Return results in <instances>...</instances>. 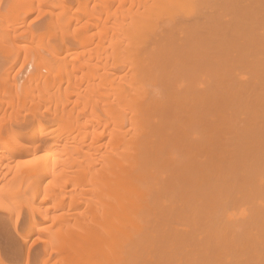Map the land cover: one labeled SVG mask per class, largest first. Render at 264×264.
Masks as SVG:
<instances>
[{
  "label": "bare ground",
  "instance_id": "obj_1",
  "mask_svg": "<svg viewBox=\"0 0 264 264\" xmlns=\"http://www.w3.org/2000/svg\"><path fill=\"white\" fill-rule=\"evenodd\" d=\"M72 3L1 4L0 230L25 208L35 264H264V0Z\"/></svg>",
  "mask_w": 264,
  "mask_h": 264
},
{
  "label": "rangeland",
  "instance_id": "obj_2",
  "mask_svg": "<svg viewBox=\"0 0 264 264\" xmlns=\"http://www.w3.org/2000/svg\"><path fill=\"white\" fill-rule=\"evenodd\" d=\"M1 1V3H0V10H1V8L3 9L4 8V6L3 5H6V3H7V0H0ZM4 3H3V2ZM79 0H72V7H73V12H74V9H75V11H77V2H78ZM86 1H89V0H82V2H86ZM63 2V1H62ZM81 2V0H80V3H82ZM1 4H3L2 6H1ZM94 5V3L93 2H90L89 3V5H88V7H87V9L88 10H90L92 7H93V5ZM75 6V7H74ZM80 11H81V9H80ZM80 11H78V12H80ZM34 11H32L31 13H32V16H31V14L29 13V16L27 17V21L25 20V23H24V25H23V27H21V28H23L22 30H21V28L19 29L20 31L17 33V34H20V33H23L24 32V37H27V36H29L30 35V32H32V33H36L37 31H38V29L42 26V23L44 22V20H45V17L42 15L41 17L39 16V14H37L36 12L35 13H33ZM57 13H58V11H57ZM36 14V15H35ZM81 14H82V12H81ZM81 14H79V15H81ZM77 15H78V13H77ZM94 15V14H93ZM97 15V14H96ZM96 15H94V17H98V16H96ZM38 16V17H37ZM35 17H36V19H35ZM39 17L41 18V19H39ZM44 18V19H43ZM34 19V20H33ZM38 22H37V21ZM35 21H36V23H35ZM38 23V24H37ZM32 24V25H31ZM36 24V25H35ZM31 26V27H30ZM36 26V27H35ZM38 26V27H37ZM27 27H29V30H28V28ZM33 27H34V29H33ZM27 28V29H26ZM31 28V29H30ZM32 29H33V31H32ZM28 31V32H27ZM30 31V32H29ZM26 33H29L28 35H26ZM1 35V34H0ZM26 35V36H25ZM1 38H3V36H1ZM23 42L25 41V39L24 40H22ZM26 41H27V44H29V45H27L26 44ZM26 41L23 43V45L21 44L20 45V47L19 48H17L16 50L19 52V55H21V56H19L18 55V59H17V61H18V63L16 62V64L17 65H15L16 67H14V69L16 70V69H18V67H21L20 65H21V63H22V65L23 64H25V65H23V70L25 71H23V76H25V74H26V72L28 73H35L36 71V68H35V65H36V62H34V61H32V60H34V59H32L31 60V62H29V61H26L25 63H24V61H25V59H24V55H25V53H23V52H25V51H27L29 48H32V49H36V48H33L32 46H34L35 47V45L34 44H32V46L30 45L31 44V41L30 40H27L26 39ZM29 41H30V43H29ZM25 44V45H24ZM28 46H30V47H28ZM25 47H27V48H25ZM23 50H25V51H23ZM31 49V50H32ZM19 50H21V51H23V52H21V51H19ZM30 50V51H31ZM16 51V52H17ZM21 53V54H20ZM24 60V61H23ZM33 62V63H32ZM29 63H30V65H29ZM27 64H28V66H27ZM31 64H32V66H31ZM35 64V65H34ZM26 66V67H25ZM25 67V68H24ZM27 68V69H26ZM34 68V69H33ZM31 70L33 71V72H31ZM46 73V71H45V69L42 71V73ZM44 73V74H45ZM34 85V84H33ZM32 84H31V87L29 88V90L31 89H33V87L35 86H33ZM23 88L22 87H20L19 88V92H21L20 94L22 95V93L24 92L23 90H22ZM21 90V91H20ZM23 91V92H22ZM32 91H34V90H32ZM31 91V92H32ZM17 94H18V89H17ZM24 94V93H23ZM19 95V94H18ZM3 107H5V106H3ZM7 107V106H6ZM10 110V111H9ZM8 110V112L10 113V112H12V115H11V118H10V116H9V114H8V112L6 111V113L5 112H3V113H5L6 114V117H8L10 120H12V117H13V113H15V112H13V111H11V109H9ZM16 112H18V113H16L14 116H15V118H18V117H20V119L22 118V120H21V122H23V120L26 118L24 115H26V112L25 111H16ZM20 112V113H19ZM24 112V113H23ZM2 113V114H3ZM11 114V113H10ZM24 114V115H23ZM8 115V116H7ZM18 115V116H17ZM20 115V116H19ZM17 116V117H16ZM24 117V118H23ZM8 118H6L7 120H9ZM13 119H14V117H13ZM26 123H21L20 124V126H21V128H26ZM18 127H19V125H18ZM68 188H70V187H68ZM62 209V208H61ZM22 210H23V215H22V221H21V223L18 225V227L20 228V230H21V232H18V230L19 229H17L16 231H15V222H16V219L15 218H17V216L15 217V215H13V218L15 219H13L12 220V222H13V224H11V223H9V221H5V226L7 227L6 229H8V230H6V232H4V231H1L0 230V253H1V255H3L2 257H4V258H6V260H8V262L10 263V264H35L39 259H41L42 258V256H43V251L41 250V247L39 246V245H37V244H34V238H30V240H28V242L27 243H25L26 245H23L22 243L24 242V240L26 239H24V237H22L23 235H22V226H21V224H23L24 223V220L26 221V219L28 220V218H29V216H28V214H27V212L26 211H24L25 210V208L23 209L22 208ZM62 210H66V207H64ZM24 219V220H23ZM27 222V221H26ZM11 227V228H10ZM17 227V228H18ZM11 229V230H10ZM9 231V232H8ZM3 232V233H2ZM16 233H18V234H16ZM11 234V235H10ZM19 234H21V235H19ZM10 236V237H9ZM13 238H12V237ZM15 237H16V239H15ZM20 237V238H19ZM8 239H10V240H8ZM19 239V240H18ZM14 240V241H13ZM15 240H18L19 241V243H18V241L16 242ZM17 243H18V245H17ZM32 243H33V246H32ZM20 245V246H19ZM17 246V247H16ZM19 246V247H18ZM24 246H26V248L24 247ZM36 246H38V247H36ZM14 247V248H13ZM16 247V248H15ZM34 247V248H33ZM9 248V249H8ZM24 248V249H23ZM33 248V249H32ZM15 249V250H14ZM18 249V250H17ZM21 249V250H20ZM38 249H40L39 251H38ZM17 250V251H16ZM19 251H22L20 254H18L17 255V252H19ZM29 251V252H28ZM42 251V252H41ZM24 252H25V254H24ZM38 254H37V253ZM16 253V254H15ZM14 254V255H13ZM22 254V255H21ZM35 254V255H34ZM25 255V256H24ZM11 257V258H10ZM8 258V259H7ZM12 259V260H11ZM21 261V262H20Z\"/></svg>",
  "mask_w": 264,
  "mask_h": 264
}]
</instances>
